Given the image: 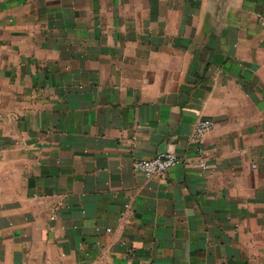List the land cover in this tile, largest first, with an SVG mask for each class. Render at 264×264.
<instances>
[{"label":"crops","instance_id":"0c3cea01","mask_svg":"<svg viewBox=\"0 0 264 264\" xmlns=\"http://www.w3.org/2000/svg\"><path fill=\"white\" fill-rule=\"evenodd\" d=\"M0 264H264V0H0Z\"/></svg>","mask_w":264,"mask_h":264},{"label":"built area","instance_id":"2783aa9c","mask_svg":"<svg viewBox=\"0 0 264 264\" xmlns=\"http://www.w3.org/2000/svg\"><path fill=\"white\" fill-rule=\"evenodd\" d=\"M212 123L209 121H200L195 129V140L200 139L212 129ZM181 163V159L174 153H161L149 160H138L133 163V171L145 179L155 177H164L172 168ZM204 168V162H200Z\"/></svg>","mask_w":264,"mask_h":264}]
</instances>
